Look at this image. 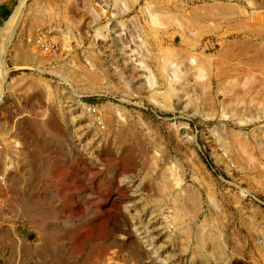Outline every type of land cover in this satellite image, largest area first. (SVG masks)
Instances as JSON below:
<instances>
[{
  "label": "rangeland",
  "instance_id": "1",
  "mask_svg": "<svg viewBox=\"0 0 264 264\" xmlns=\"http://www.w3.org/2000/svg\"><path fill=\"white\" fill-rule=\"evenodd\" d=\"M0 95V264H264V0H0Z\"/></svg>",
  "mask_w": 264,
  "mask_h": 264
},
{
  "label": "built area",
  "instance_id": "2",
  "mask_svg": "<svg viewBox=\"0 0 264 264\" xmlns=\"http://www.w3.org/2000/svg\"><path fill=\"white\" fill-rule=\"evenodd\" d=\"M49 40V41H48ZM27 41L30 42L31 44H33L35 47L41 49V50H46L48 48H50V39L47 38H43L42 35H38V36H33V37H28ZM8 136V135H7ZM11 138L9 141L7 140L5 143L6 145L8 144L9 148L11 150H17L20 148V144L16 143L15 141L19 142L17 140V138H15L14 136L11 135ZM4 148V144L0 142V150H3ZM4 177L2 174H0V182L3 181Z\"/></svg>",
  "mask_w": 264,
  "mask_h": 264
},
{
  "label": "bare ground",
  "instance_id": "3",
  "mask_svg": "<svg viewBox=\"0 0 264 264\" xmlns=\"http://www.w3.org/2000/svg\"><path fill=\"white\" fill-rule=\"evenodd\" d=\"M5 77V76H4ZM4 77H2V78H4ZM2 81V80H1ZM1 101H2V97H1V95H0V103H1ZM30 176V175H29ZM31 177V176H30ZM195 202V201H194ZM193 202V203H194ZM204 233V232H203ZM204 237H208V239H210L211 241H210V243L212 244V246H213V249H214V251H217V253H219L220 251V246H219V244H218V242H216L215 240H214V238L212 239V237L210 236V234L209 233H206L205 235H204ZM201 240V239H200ZM212 249V248H211ZM224 254V253H223Z\"/></svg>",
  "mask_w": 264,
  "mask_h": 264
}]
</instances>
